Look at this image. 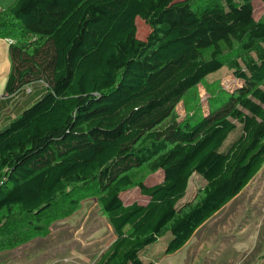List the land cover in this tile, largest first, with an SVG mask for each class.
I'll list each match as a JSON object with an SVG mask.
<instances>
[{
  "label": "trees",
  "instance_id": "trees-1",
  "mask_svg": "<svg viewBox=\"0 0 264 264\" xmlns=\"http://www.w3.org/2000/svg\"><path fill=\"white\" fill-rule=\"evenodd\" d=\"M14 0L6 94L47 92L0 131V253L49 236L88 198L114 239L90 264H153L236 197L264 166V15L254 0ZM264 3V0H261ZM151 27L138 36L137 18ZM227 66L241 82L205 113L177 105ZM162 171V181L136 180ZM205 184L188 198L190 181ZM138 185L146 203H126Z\"/></svg>",
  "mask_w": 264,
  "mask_h": 264
},
{
  "label": "rangeland",
  "instance_id": "rangeland-1",
  "mask_svg": "<svg viewBox=\"0 0 264 264\" xmlns=\"http://www.w3.org/2000/svg\"><path fill=\"white\" fill-rule=\"evenodd\" d=\"M13 1L0 0V7H7ZM208 1L196 0L195 3L203 5ZM254 6L256 17H263L264 3L254 0ZM137 24L138 36L145 39L151 27L140 17ZM9 44L7 39L0 37L2 98L7 95L5 88L12 65ZM240 82L227 66L209 74L177 105L179 118L183 119L194 111L200 114L207 112L215 99L221 98ZM28 87L32 88L31 92H28ZM47 90L42 82H32L18 91L14 98L3 99L4 104L11 108L0 110V120L3 119L0 131ZM135 178L151 185L162 181L163 173L139 171ZM204 184L199 175H194L187 197H194ZM122 198L126 203L148 201L138 185L123 191ZM114 237L98 202L88 198L77 213L54 223L49 236L0 253V264H90L107 249ZM169 239L170 234L161 237L147 250L146 259L154 260L153 264H264V166L236 197L197 230L182 249L165 255Z\"/></svg>",
  "mask_w": 264,
  "mask_h": 264
},
{
  "label": "crops",
  "instance_id": "crops-1",
  "mask_svg": "<svg viewBox=\"0 0 264 264\" xmlns=\"http://www.w3.org/2000/svg\"><path fill=\"white\" fill-rule=\"evenodd\" d=\"M5 39H7V38H5ZM7 40H8V42L10 43V39H7ZM9 45H10V44H9ZM8 52H9V51H8ZM9 55H10V53H9ZM0 96H1V97H0V110H1V109H5V108H8V109L11 108L10 106H7V104H6V105L4 104V101H5V100H3V99H6V100L8 101V99H9V98H12V97H8V96L6 95V98H2V97H4V95H0ZM13 98H14V97H13ZM14 104H15V103H14ZM4 105H5L6 107H5ZM1 121H3V119L0 120V123H1Z\"/></svg>",
  "mask_w": 264,
  "mask_h": 264
},
{
  "label": "built area",
  "instance_id": "built-area-1",
  "mask_svg": "<svg viewBox=\"0 0 264 264\" xmlns=\"http://www.w3.org/2000/svg\"><path fill=\"white\" fill-rule=\"evenodd\" d=\"M12 40L10 39V42H11ZM32 91V88H30V87H28V92H31ZM1 97V96H0Z\"/></svg>",
  "mask_w": 264,
  "mask_h": 264
}]
</instances>
